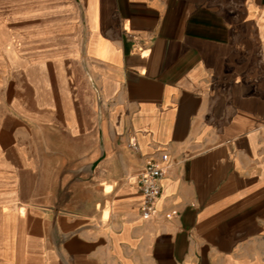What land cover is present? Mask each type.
I'll return each mask as SVG.
<instances>
[{
	"label": "crops",
	"instance_id": "crops-1",
	"mask_svg": "<svg viewBox=\"0 0 264 264\" xmlns=\"http://www.w3.org/2000/svg\"><path fill=\"white\" fill-rule=\"evenodd\" d=\"M0 264H264V0H0Z\"/></svg>",
	"mask_w": 264,
	"mask_h": 264
},
{
	"label": "built area",
	"instance_id": "built-area-1",
	"mask_svg": "<svg viewBox=\"0 0 264 264\" xmlns=\"http://www.w3.org/2000/svg\"><path fill=\"white\" fill-rule=\"evenodd\" d=\"M130 146L135 149V143H130ZM163 171L159 165L150 159L144 165L143 171L137 179V186L142 196L140 215L143 218H149L154 212V205L160 195V179Z\"/></svg>",
	"mask_w": 264,
	"mask_h": 264
}]
</instances>
